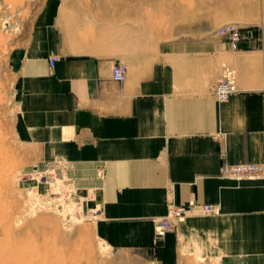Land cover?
Listing matches in <instances>:
<instances>
[{"label": "crops", "instance_id": "0c3cea01", "mask_svg": "<svg viewBox=\"0 0 264 264\" xmlns=\"http://www.w3.org/2000/svg\"><path fill=\"white\" fill-rule=\"evenodd\" d=\"M119 18L48 10L31 25L14 53L24 155L92 210L110 248L154 264H264V176L223 170L264 164V28L243 30L233 50L206 25L159 42ZM228 71L235 91L218 101L213 86ZM170 201L214 210L156 239Z\"/></svg>", "mask_w": 264, "mask_h": 264}, {"label": "rangeland", "instance_id": "374dc122", "mask_svg": "<svg viewBox=\"0 0 264 264\" xmlns=\"http://www.w3.org/2000/svg\"><path fill=\"white\" fill-rule=\"evenodd\" d=\"M48 10L116 24L123 13L162 42L197 38L200 25L264 28V0H0V264H154L148 253L110 248L96 234L92 210L55 170L37 169L16 139L14 53Z\"/></svg>", "mask_w": 264, "mask_h": 264}, {"label": "built area", "instance_id": "2783aa9c", "mask_svg": "<svg viewBox=\"0 0 264 264\" xmlns=\"http://www.w3.org/2000/svg\"><path fill=\"white\" fill-rule=\"evenodd\" d=\"M216 35L223 37L233 50L239 49V43L244 39L245 34L241 26L235 22L225 23L215 30ZM57 56H50L49 65L52 66L57 60ZM127 67L122 63H115L112 66V79L122 81L125 78ZM234 78L231 72L225 73L224 77L218 80L213 86V93L218 101L226 100L234 91ZM223 170L231 176H264V164H257L251 161L238 164L224 162ZM214 208L210 204L198 205L188 203L186 205H177L174 202H167L166 213L158 217L155 225V238L163 237L167 232L173 229L175 221H180L185 215L191 212H211Z\"/></svg>", "mask_w": 264, "mask_h": 264}, {"label": "bare ground", "instance_id": "6f19581e", "mask_svg": "<svg viewBox=\"0 0 264 264\" xmlns=\"http://www.w3.org/2000/svg\"><path fill=\"white\" fill-rule=\"evenodd\" d=\"M8 233V232H7ZM2 238V237H1ZM4 238V237H3ZM86 251V250H85ZM50 256V255H49Z\"/></svg>", "mask_w": 264, "mask_h": 264}]
</instances>
